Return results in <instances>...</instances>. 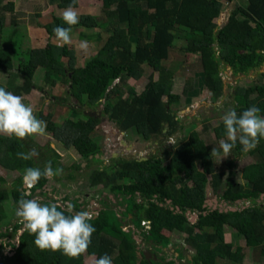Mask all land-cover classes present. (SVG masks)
Returning <instances> with one entry per match:
<instances>
[{
  "label": "trees",
  "instance_id": "trees-1",
  "mask_svg": "<svg viewBox=\"0 0 264 264\" xmlns=\"http://www.w3.org/2000/svg\"><path fill=\"white\" fill-rule=\"evenodd\" d=\"M233 1L102 0V12L108 20L105 29L108 35L96 54L82 67L76 66L74 58L63 63L62 48L55 44H48L44 49H32L29 45L21 48L23 44L19 37L17 44L12 42L10 46L0 47V72L15 73L21 78L20 84L12 80L11 90H6L20 96L28 94L34 88V73L41 67L46 84L54 85L57 81L68 85L67 96L76 100L80 109L85 108L82 112L93 111L105 101L102 114L114 121L120 132L133 129L148 141L165 129L164 135L170 137L182 129L172 111V106L179 102V96L172 93L171 81L160 63L167 60L176 39L184 41L181 51L198 56L202 83L216 100L223 95V81L219 76L222 64L231 68L234 74H247L264 63V0H246L245 5H235L226 22L218 27L215 19L221 14L223 5ZM71 3L72 0H58V7L66 9ZM73 6H76V1ZM12 7V3H8L0 8V35L6 29L3 10L12 12ZM100 18L81 15L79 23L71 28L97 29ZM11 24H15L13 20ZM57 25L68 27L58 17L38 26L52 38L55 37L53 28ZM127 30H133L132 37L127 35ZM80 37L83 38V34ZM95 38L100 39V35ZM14 62H17L16 66ZM146 62L158 71L157 80L149 78L140 94L128 89L129 96L122 97L120 85L126 78L138 79L142 74L141 66ZM232 98V109L238 115L256 105L261 110L260 115L264 116V85L236 88ZM56 100L64 104L63 98L56 97ZM51 117L47 114L45 120L50 121ZM98 123L96 116L85 115L84 121H77V128L65 120L62 125L53 126L52 130L55 140L65 148H72L80 158V163L69 167L70 172L65 179L75 182L82 171L81 163L85 164V169L98 163L99 166L88 175V186L101 185L113 195L118 205L124 207L119 212L111 207L112 200L108 196L101 200L102 208L90 221L96 231L87 255L97 259L107 253L113 264H176L173 259L167 260L165 252H162L170 244L162 230L169 227L186 233L184 241L193 250L187 264H216L219 258L240 262L243 259L241 248L237 247L231 256L230 244H222L215 231H204L206 227L214 229V226L226 225L242 236L245 246L253 248L264 260V205L257 202L261 198L264 200V138L254 148L256 162L242 170L245 185L234 181L232 171L223 182V171L215 168L209 146L195 131H190L170 149L163 151L168 160L166 164L154 155L141 161L120 159L113 172L109 173L108 167L102 164L103 159L99 158L100 146L90 137ZM213 133L218 140L227 137L223 120L213 127ZM241 147L237 141L232 149L237 158L247 153L242 152ZM31 150L38 153L31 160L17 157V153ZM234 160L228 162L230 169L234 167ZM48 161L52 162L53 168L63 167L57 150L48 146L42 148L30 137L18 139L0 135V167L18 173L8 188H0V201L10 197L18 206L22 192L28 191L23 183L25 169H43ZM197 163L201 170H198ZM122 176L129 181L120 182ZM59 178L61 175L51 179ZM183 179L191 181L192 187L185 184L178 187ZM48 181L41 178L30 190L31 195L25 198L39 195L44 197L43 203L56 202L45 196ZM207 183L214 192L224 185L222 198L230 205L236 201H249L250 205L233 211L209 208L205 195ZM79 199L65 196L63 201H70L75 212L84 210L85 203H79ZM66 208L62 206L60 210ZM188 214H195L197 221L191 224ZM6 218V211L0 204V264H85L84 254L73 259L60 251H41L34 243V235L23 229L18 217L11 225L2 227L1 223ZM142 221L149 222L148 229L141 224ZM126 226L128 228L124 230ZM195 229L199 232H194ZM141 244L145 245L151 257H146L140 250ZM6 248L9 250L5 251ZM175 253L177 260L186 259L180 249Z\"/></svg>",
  "mask_w": 264,
  "mask_h": 264
},
{
  "label": "rangeland",
  "instance_id": "rangeland-1",
  "mask_svg": "<svg viewBox=\"0 0 264 264\" xmlns=\"http://www.w3.org/2000/svg\"><path fill=\"white\" fill-rule=\"evenodd\" d=\"M75 1L76 6L74 8L79 13V17L86 14L101 17L102 19L100 18L99 20L100 26L92 30L74 28L71 31V43L62 44L56 37L49 38V36H46L44 31H42L43 29L38 26L39 24L44 25L50 22L53 17L62 18V13L65 9L58 7V0H15V2L11 0H0V8L8 3H12L13 5L12 12L8 9L3 10L6 29L4 34L0 35V47H4L5 45L10 46L12 42L17 44L19 37V42L23 44L21 48H25V45H29L32 49H43L46 48L48 44H55L62 48L61 61L63 63L66 64L70 58H74L76 66L82 67L88 58L96 54L97 50L105 41L108 35L105 31L108 20L104 18L102 12V0ZM245 3L246 0H234L229 5L224 4L221 14L215 19L217 26L221 27L226 22L228 15L235 5H245ZM11 20L14 21V25L11 24ZM28 26H33V28L38 29L37 31H31V34L33 33L34 35L30 41L26 38L28 37L27 35H29ZM126 33L132 37L134 32L133 30H127ZM81 34H83V38L80 37ZM97 34L100 35V39L95 38ZM32 39L33 42L34 40H38L39 44H32ZM81 43H86V49L80 47ZM183 45L184 41H182V38L176 39L173 47L169 50L167 60L160 63L161 67L167 71L169 80L172 84V93L179 96V102L172 106V111L175 112L176 117L179 119V124L182 126V129L170 137L164 135V129L162 131L163 135L152 136L148 141L142 139L133 129L120 133L116 123L102 114L101 110L105 103V101H103L102 104L97 106L93 111H90L92 116H96L99 119V123L90 137L100 146L101 153L99 157H103L102 164L105 168L108 167L110 173L116 168V164L118 163L117 160L120 159H138L141 161L154 155L162 158L164 164H166L168 160L163 151L170 149L179 138L187 136L190 131H195L205 144L209 146L210 154L213 148L218 150V155L211 156L215 168L224 173L223 182L225 183L229 172L232 171L234 173V181L245 185L246 182L241 176L242 170L244 167L256 162L254 156L255 149L248 151L245 155L238 158L234 151L231 150L230 155L224 158L223 151L220 149L219 145L220 141L227 140V137L219 140L216 139L213 133V127L217 126L223 120V115L234 106L232 98L234 89L264 85V63L257 70H251L247 72V74H234L231 68L222 64L219 76L223 81V95L216 100L212 98L211 93L202 83L198 56L181 51ZM16 64L17 62H14V66H16ZM141 67L142 74L138 79L126 78L123 84L120 85L122 97L129 96L128 89L132 90L136 95L140 94L149 78L155 81L159 77L158 71L151 67V63L146 62ZM43 77L44 69L41 67L37 68L32 79L34 88L28 94L22 95V97H24L25 104L31 105L34 108V114L37 118L46 122V132L44 135L37 134L29 137L34 139L42 148L48 146L51 150H57L60 155V162H62L63 166L61 178L58 180L49 179L45 196L55 200L64 207L71 204L70 201H63L65 196H68L69 199L80 198L79 203L83 201L85 203L82 209L92 212L93 215H96L102 208L101 200L105 199L106 196H110L109 198L112 200L111 207L122 212L124 207L116 203L113 199V195L109 194L107 189L103 188L101 185L91 188L87 184L90 171L99 166L98 163L92 164L88 169H85V164L81 163L82 171L79 172L76 181L69 182L65 179L67 173L70 172L69 167L74 163H80V158L72 148H65L61 143L55 140L52 135L53 126H60L67 120L77 128V121L85 120V115L82 112L85 108L81 107L80 109L76 100L67 96L68 85H64L57 81L54 85H48L45 83ZM12 80L15 84L21 83V78L15 73L9 74L0 72V87L11 90L10 84ZM56 97L63 98L64 104H61V102L59 103ZM162 100L166 101L165 98ZM47 114L52 115L50 121L45 120ZM204 126H207V129H204ZM111 138H113V141ZM232 159H235V162L234 167L230 169L228 167V162ZM197 168L201 170L199 163H197ZM17 176V172L6 171L0 167V188H8ZM208 180H210L209 176ZM119 181L126 183L129 180L122 176ZM183 184L188 187H192L193 185L191 181L183 179L177 186L180 187ZM223 187L224 185L221 186L218 191L214 192L210 184H206L205 195L209 208L238 209L250 205L249 201H241L239 203H233L232 205L225 202L222 198L225 192V188ZM33 198L44 200V197L39 195ZM136 202H140V200L136 199ZM257 202L264 205V200ZM0 204L3 205L7 215L6 220L1 223V226L5 227L8 224L11 225L16 220L15 211L17 206L13 204L10 197L7 198V200L0 201ZM188 219L190 223L193 224L197 221V216L195 214H188ZM122 222L124 223V221ZM142 222H144L145 225L148 224V222ZM214 227V229L206 227L204 231H215L222 244H230L232 247L231 256L234 255L237 247L241 248V253L243 254V259L240 262L232 258H219L216 264H264V260L257 255L253 248L246 247L243 237L237 234L233 229L226 225ZM127 228L126 226L123 229L127 230ZM194 232H199V230L195 229ZM18 233H20V231ZM162 234L168 238L170 243L167 248H164L162 251L165 252L167 260L173 259L176 264H187L186 261L191 260L193 250L190 249L184 241L186 233L164 227ZM176 249H180L186 259L177 260V253H175ZM8 250L9 248L5 249V251ZM140 250L148 253L143 244H141ZM162 252H158V255H162ZM148 257H151V255L148 254ZM95 259L96 257L89 256L86 253L83 255L85 264H94Z\"/></svg>",
  "mask_w": 264,
  "mask_h": 264
},
{
  "label": "clouds",
  "instance_id": "clouds-1",
  "mask_svg": "<svg viewBox=\"0 0 264 264\" xmlns=\"http://www.w3.org/2000/svg\"><path fill=\"white\" fill-rule=\"evenodd\" d=\"M74 3L75 0H72L62 13V19L68 27L57 25L53 28L56 39L62 44L71 43V26L79 23V13ZM80 47L86 49L87 45L81 43ZM260 111L259 107L252 105L242 114L238 115L235 109H229L223 115L227 140H221L219 147L224 158L230 155L237 141L242 146L241 151L248 152L264 138V116L260 115ZM45 132L46 122L37 118L34 108L24 103V97L0 87V134L25 139L37 134L44 135ZM218 154V150L213 148L211 155ZM37 155L35 150L17 153L18 158L26 161ZM62 174L63 169L53 168L51 161L43 169L27 167L23 183L28 191L22 192L15 215L20 219L23 229L34 235V243L41 251H60L76 259L85 254L92 243V235L96 231L90 223L93 213L87 210L74 212L71 204L65 210H60L62 206L58 202L43 203L39 198H25L31 195L30 190L41 178L51 179ZM147 225L149 227V222ZM94 264H113V260L105 253L95 259Z\"/></svg>",
  "mask_w": 264,
  "mask_h": 264
},
{
  "label": "crops",
  "instance_id": "crops-1",
  "mask_svg": "<svg viewBox=\"0 0 264 264\" xmlns=\"http://www.w3.org/2000/svg\"><path fill=\"white\" fill-rule=\"evenodd\" d=\"M12 2H15V0H11ZM41 29H43V28H41ZM37 31L38 29H36V28H33V26H28V31H29V35H27L28 37H26L29 41L31 40V38L33 37V33L31 34V31ZM40 31V30H39ZM42 31H44V33L46 34V36H48V34H47V32L43 29ZM43 34V33H42ZM44 36V35H43ZM32 44H39V41L38 40H34V42H33V39H32ZM44 49V48H43ZM121 133V132H120ZM110 197V196H109ZM263 199L261 198V201H262ZM239 202H241V201H236V202H234V203H239ZM206 205H207V202H206ZM208 206V205H207ZM230 210H236L237 208H235V209H231V208H229ZM242 209V208H241ZM224 210H226V209H224ZM229 227V226H228ZM232 229V228H231ZM188 258H190V257H188Z\"/></svg>",
  "mask_w": 264,
  "mask_h": 264
},
{
  "label": "water",
  "instance_id": "water-1",
  "mask_svg": "<svg viewBox=\"0 0 264 264\" xmlns=\"http://www.w3.org/2000/svg\"><path fill=\"white\" fill-rule=\"evenodd\" d=\"M83 113H84V115L92 116V113H90V112H83ZM99 158L103 159V157H99ZM138 161H140V160H138ZM145 256L148 257V253H145Z\"/></svg>",
  "mask_w": 264,
  "mask_h": 264
},
{
  "label": "built area",
  "instance_id": "built-area-1",
  "mask_svg": "<svg viewBox=\"0 0 264 264\" xmlns=\"http://www.w3.org/2000/svg\"><path fill=\"white\" fill-rule=\"evenodd\" d=\"M142 225H144V226H145L147 229L149 228V227H148V225H145V223H144V222H142Z\"/></svg>",
  "mask_w": 264,
  "mask_h": 264
},
{
  "label": "flooded vegetation",
  "instance_id": "flooded-vegetation-1",
  "mask_svg": "<svg viewBox=\"0 0 264 264\" xmlns=\"http://www.w3.org/2000/svg\"><path fill=\"white\" fill-rule=\"evenodd\" d=\"M112 139V141H113V138H111ZM105 141V140H104ZM106 142V141H105Z\"/></svg>",
  "mask_w": 264,
  "mask_h": 264
}]
</instances>
